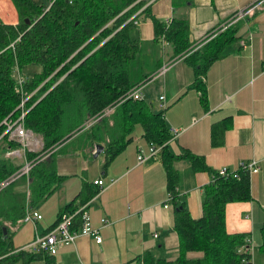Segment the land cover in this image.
<instances>
[{"label":"trees","instance_id":"16d2710c","mask_svg":"<svg viewBox=\"0 0 264 264\" xmlns=\"http://www.w3.org/2000/svg\"><path fill=\"white\" fill-rule=\"evenodd\" d=\"M11 1L18 21L0 20V181L24 163L6 154L18 147L19 142L8 139L3 123L5 117L14 120L19 116V104L24 97V125L41 136L42 145L38 150H25V159L32 161L28 174L0 189V264H11L18 259L23 264H30L34 259L56 264L54 254L13 244L14 231L23 221L27 205L26 193L14 192L17 179L27 178L29 205L34 207L53 193L65 177L54 168L52 153L57 145L78 134L86 136L92 145L103 146L106 169L132 139L136 125L140 126L148 144L159 146L157 156L164 166L167 191L172 195L173 227L179 241L174 259L155 257L145 250L142 263L252 264L251 253L246 248L250 233L228 232L225 224L228 202L252 198L251 173L245 168H236L237 175L220 174L202 154L186 148L179 154L171 152L167 145L172 136L165 119L167 105L153 110L145 98H125L132 86L145 83L154 72L136 70L140 65L139 58L136 59L141 46L139 39L130 37L135 25L130 16L145 0H49L47 5L36 0ZM141 12L151 19L154 38L168 41L172 57L183 56L192 67L194 78L189 87L198 90L199 101L207 108L204 76L210 65L224 57L241 39L238 29L243 20L227 22L192 44L185 17L163 20L148 5ZM243 43L248 44L249 40L244 38ZM29 63L39 64L40 69L26 77L20 91L16 87L14 68L21 69ZM230 124V116L212 122V145L222 143ZM179 158L188 159L194 171H207L210 175L203 188L201 214L197 217L179 199V172L173 166V161ZM99 191V184L84 178L76 195L59 208L50 226L62 212H73ZM80 222V212H77L73 216V228ZM259 230L258 249L264 252V220ZM189 252L201 254L190 256Z\"/></svg>","mask_w":264,"mask_h":264},{"label":"crops","instance_id":"0c3cea01","mask_svg":"<svg viewBox=\"0 0 264 264\" xmlns=\"http://www.w3.org/2000/svg\"><path fill=\"white\" fill-rule=\"evenodd\" d=\"M3 1L12 3L11 0ZM147 2L150 11L160 19L185 17L192 44L227 22L243 20L238 29L241 39L224 57L214 61L204 76L207 108L200 103L198 90L189 87L194 78L192 67L183 57L173 58L172 47L169 52L167 48L162 49L150 59L152 52L146 51L139 58L140 65L136 70L142 73L154 71L144 85L156 82L154 94L157 100L152 95L145 100L153 110L161 109L162 101L167 105L166 122L171 128H177L176 134L167 142L171 152L179 154L186 148L202 154L213 168L234 169L241 159L257 161L258 170L250 175L252 198L228 202L225 224L228 232L250 233L247 249L251 253V262L264 264V252L258 249L259 228L264 220V0ZM242 11L244 15L234 17ZM147 18L140 12L138 22L130 30V37L140 41V51L144 43L152 47L168 42L154 38L152 21ZM2 21L16 23L18 14L16 20ZM135 27L138 34L132 35ZM244 38L249 40L248 44L243 43ZM160 95H164L162 101ZM225 116L231 117V124L224 131L222 143L212 145L211 124ZM134 131L132 139L106 169L103 148L98 149L99 143L92 145L86 136L78 134L57 145L52 153L54 168L65 177L53 193L33 207L41 217L34 221L23 220L15 229L13 244L25 248L36 233L46 231L56 220L59 208L76 195L84 178L101 177L106 185L89 202L91 221L99 227L101 241L96 242L90 235L77 236L74 243L58 248L54 254L56 264H143L141 255L145 250L155 257L174 259L178 255L179 241L173 227L174 204L167 199L164 166L158 156L137 162L138 145L147 150L148 143L139 125ZM35 134L39 142L27 149L42 145L41 136ZM17 157L25 161V154ZM173 166L179 172V199L184 201L191 215L197 217L201 214L203 188L210 175L207 171H194L186 158L175 159ZM18 182L13 187L14 192H25L29 203L27 178H19ZM102 217L108 222L103 224ZM200 254L188 253L190 256ZM11 264L23 263L18 259ZM30 264H44V260L34 259Z\"/></svg>","mask_w":264,"mask_h":264},{"label":"built area","instance_id":"2783aa9c","mask_svg":"<svg viewBox=\"0 0 264 264\" xmlns=\"http://www.w3.org/2000/svg\"><path fill=\"white\" fill-rule=\"evenodd\" d=\"M147 0H145V4L140 7L136 12H134L130 18L133 19L134 23L138 22L137 15L140 14V12L143 10L145 6H147ZM244 15V11L239 12L237 15ZM183 57V56H180ZM165 66H163L162 69H164ZM17 73L18 77H16V87L18 90L22 91L23 85L26 81V77H24L21 73L19 68L17 67ZM143 84H136L132 86L128 91L125 98H135V99H142L144 98V94L142 92V86ZM31 94V93H30ZM29 94V95H30ZM28 95V96H29ZM26 97H24L19 106L21 107V112L19 116L12 120L9 117H5L3 119V123L5 124V130L4 133L7 132L8 139L14 140L19 142L18 147H14L6 152V154L13 155V156H22L25 154V150L31 145V144H37L39 142L38 137L36 134L30 129L27 128L24 125V114H25V108H24V100ZM164 99V95L159 96V100L162 101ZM165 106V103L162 101L161 107ZM170 130L172 132L171 138L176 134L177 128H171ZM170 138V139H171ZM169 139V140H170ZM158 145L148 144L147 150L143 147L138 145L137 147V162L140 163L146 158H156L157 152H158ZM32 161L25 159L23 165L14 171L12 174H10L8 177L2 179L0 181V189L7 186L10 182L15 180L21 175H27L28 171L31 167ZM236 168H245L249 171V173L255 172L258 170V164L257 161L252 159H242L238 162V166ZM236 168L230 169L228 167H221L218 168V171L220 174H227L232 172L234 175H237ZM113 179H111L112 181ZM94 182L100 185V190L104 188L106 183L103 181L102 178H96L94 179ZM172 195L168 191L167 192V199H171ZM89 202L90 200L86 201L82 205H80L76 210L73 212H62L60 214V217L58 221L50 226L46 231L42 233H36L34 238L30 240L26 245L25 248L30 249L32 251L36 252H48L50 254H55L58 250V248L64 244H70L74 243L75 239L79 235H90L92 236L96 242L101 241V235L99 227L94 226L91 221V216L89 212ZM167 205V204H165ZM80 212V218L81 222L80 225L77 228H73V216L75 213ZM41 217V213L34 209L32 206L29 205L27 202L26 210L23 216L24 221H34ZM101 221L103 224L108 222V219L106 217H102ZM156 236L157 233H154ZM250 243V240H249ZM242 247V246H241ZM248 248V246L246 247ZM248 250V249H247Z\"/></svg>","mask_w":264,"mask_h":264},{"label":"rangeland","instance_id":"374dc122","mask_svg":"<svg viewBox=\"0 0 264 264\" xmlns=\"http://www.w3.org/2000/svg\"><path fill=\"white\" fill-rule=\"evenodd\" d=\"M36 1H38L40 3H43L44 5H47L49 3V0H36ZM0 19L1 20H9V21H13V20L17 19V13H16L12 3L9 2V3L6 4V3H4L3 0H0ZM147 20L150 21L149 18H147ZM136 34H138V31H137V28L135 27V28H133L132 35H136ZM170 47H171V45H170L169 42H167V44H165V45L163 44V46L159 44V46L157 45V46H152V47L149 44L144 43V47L142 46V50L138 52L136 60H138V58H141V56L146 54L145 53L146 51H151L152 52V55L149 57V59H150V58L155 57V55L157 56L162 49H166L167 48V51L169 52L170 51ZM135 66H136V63H135ZM39 69H40L39 64L29 63V64H25L23 67H21L20 73L24 77H30L33 72L38 71ZM14 76L18 77L17 66L14 68ZM149 83L150 82H147L144 85V87H142V92L144 94V98H146V100H148L149 95H152V96H154L155 100H157L156 99V94H154V92H155V83L156 82H152L151 84H149ZM40 148H41V144H39V146L32 147L31 149L32 150H38ZM15 184L18 185L19 182L15 183ZM13 187H15V185Z\"/></svg>","mask_w":264,"mask_h":264},{"label":"water","instance_id":"95a60500","mask_svg":"<svg viewBox=\"0 0 264 264\" xmlns=\"http://www.w3.org/2000/svg\"><path fill=\"white\" fill-rule=\"evenodd\" d=\"M99 148H101V149H102V148H103V146H101V145H98V149H99Z\"/></svg>","mask_w":264,"mask_h":264}]
</instances>
